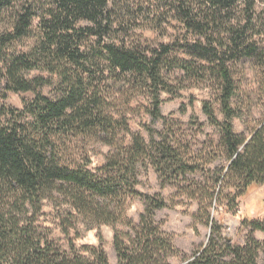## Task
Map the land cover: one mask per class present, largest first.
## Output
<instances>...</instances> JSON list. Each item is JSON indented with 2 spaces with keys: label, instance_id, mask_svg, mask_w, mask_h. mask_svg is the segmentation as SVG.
<instances>
[{
  "label": "trees",
  "instance_id": "16d2710c",
  "mask_svg": "<svg viewBox=\"0 0 264 264\" xmlns=\"http://www.w3.org/2000/svg\"><path fill=\"white\" fill-rule=\"evenodd\" d=\"M110 2L51 0L46 12L38 15L35 2L28 1L12 13L10 29L0 35V56L17 40L35 39L28 51L9 57L5 65L9 90L34 92L35 97L24 103L13 121L0 126V264H110L101 244L80 250L71 245L67 252L43 236L36 225L43 202L62 198L89 224L114 225L125 220L122 198L142 194L136 189L140 163L149 160L162 177L174 179L200 168L186 159L169 135H152L150 143L139 134H132L127 145L120 141V133L129 130L108 112L103 96L106 79L133 75L153 94L152 115L164 118L163 72L176 63L168 58V45L144 52L124 40L105 43L115 32ZM167 4L193 36L183 41L185 52L200 62L181 60L183 68L192 71L199 66L215 80L225 116L220 121L211 103H205L204 112L220 129L217 146L228 164L217 178L218 193L197 187L188 192L199 202L198 216L212 222V235L186 264H259L264 241H258L254 232H264V224L245 218L244 226L252 227L248 243H220L221 230L210 210L217 201L235 212L239 198L252 185L264 184V120L248 135L235 131L233 119L239 115L232 101L237 87L230 65L256 51L254 36L262 34L255 29L256 7L264 6V0H167ZM9 5L0 0V18ZM83 21L90 25H81ZM92 36L98 46L89 49ZM33 70L48 72L51 78L27 79L24 74ZM48 84H56V97L39 90ZM82 139L113 148L104 165L91 169L89 156L74 153L72 145ZM228 189L232 191L225 193ZM143 198L146 208L139 222L129 220L131 231L115 235L118 264H172L176 248L155 217L165 201L160 195Z\"/></svg>",
  "mask_w": 264,
  "mask_h": 264
},
{
  "label": "rangeland",
  "instance_id": "374dc122",
  "mask_svg": "<svg viewBox=\"0 0 264 264\" xmlns=\"http://www.w3.org/2000/svg\"><path fill=\"white\" fill-rule=\"evenodd\" d=\"M9 9L0 18V35L7 33L12 25V13L34 1L38 15L48 9L51 0H8ZM113 35L105 39L120 42L150 52L162 50V46H171L168 58L174 65L165 69L167 88L161 90V113L164 118H155L154 99L150 88L139 85L133 75L123 78L110 77L103 86V96L107 99L108 112L121 121L125 129L120 133L121 142H131L132 134L141 135L150 143L152 135L160 138L169 135L172 143L178 146L190 163H198L199 170L194 174L180 176L178 179L162 177L156 168L146 160L139 164L136 189L142 193L137 196L126 195L120 201L125 207V220L114 225H91L71 210L62 198L43 202L42 211L37 216L36 225L42 235L53 240L63 251L70 252L71 245L78 250L83 246H103L110 264H118L115 248V235L131 231L128 221L137 224L145 211L143 194L160 195L165 206L156 211V221L161 229L172 237L176 248L171 257L172 264H184L193 258L212 235V222L198 216L199 202L188 195L190 189H205L208 193L219 192L217 178L227 167V160L220 152L217 141L220 129L212 124L204 112L206 102L211 103L220 121L225 120L219 102V87L215 80L199 66L187 71L181 60L195 65L200 63L189 56L183 46L188 32L182 23L170 13L167 0H111ZM255 29L261 31L254 36L256 51L247 57L230 62L236 83V95L232 105L238 111L233 119L237 133L246 135L264 120V6L258 4ZM38 21L35 22L37 26ZM81 25H90L83 21ZM90 47L98 46L95 36L91 37ZM34 38H24L9 46L5 55L0 56V126L13 121L15 114L23 109L24 103L35 97L34 92L15 93L8 88L5 65L9 57L28 51ZM99 51V47L95 49ZM101 69V68H100ZM27 79L51 75L42 70L26 72ZM153 89V88H152ZM39 90L49 97L58 95L56 84H48ZM123 129V128H122ZM74 153L89 156V168L96 169L104 165L113 148L102 142L82 139L72 145ZM168 181V183H166ZM232 189L225 190V193ZM120 207V208H121ZM119 208V209H120ZM211 215L217 221L221 235L220 243L246 245L251 234V226H244V219L249 218L264 224V184L252 185L244 196L239 198L237 211H227L226 205L214 202ZM120 212V211H119ZM32 213V210H31ZM254 237L264 241V232L257 230ZM259 264H264V250L259 253Z\"/></svg>",
  "mask_w": 264,
  "mask_h": 264
},
{
  "label": "water",
  "instance_id": "95a60500",
  "mask_svg": "<svg viewBox=\"0 0 264 264\" xmlns=\"http://www.w3.org/2000/svg\"><path fill=\"white\" fill-rule=\"evenodd\" d=\"M189 261L185 262L184 264L188 263Z\"/></svg>",
  "mask_w": 264,
  "mask_h": 264
}]
</instances>
